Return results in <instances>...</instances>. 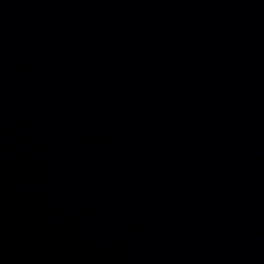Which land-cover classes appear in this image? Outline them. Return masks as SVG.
<instances>
[{
  "label": "water",
  "instance_id": "1",
  "mask_svg": "<svg viewBox=\"0 0 264 264\" xmlns=\"http://www.w3.org/2000/svg\"><path fill=\"white\" fill-rule=\"evenodd\" d=\"M0 264H264V0H0Z\"/></svg>",
  "mask_w": 264,
  "mask_h": 264
}]
</instances>
